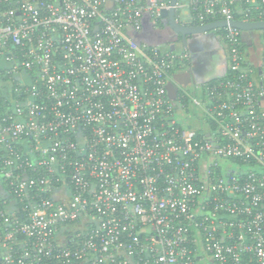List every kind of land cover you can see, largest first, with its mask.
Returning a JSON list of instances; mask_svg holds the SVG:
<instances>
[{
    "label": "built area",
    "instance_id": "1",
    "mask_svg": "<svg viewBox=\"0 0 264 264\" xmlns=\"http://www.w3.org/2000/svg\"><path fill=\"white\" fill-rule=\"evenodd\" d=\"M181 6L228 72L172 97L191 52L137 36L171 0H0V264H264V48L234 0Z\"/></svg>",
    "mask_w": 264,
    "mask_h": 264
},
{
    "label": "crops",
    "instance_id": "2",
    "mask_svg": "<svg viewBox=\"0 0 264 264\" xmlns=\"http://www.w3.org/2000/svg\"><path fill=\"white\" fill-rule=\"evenodd\" d=\"M187 0H179L177 7V19L181 24L197 25L192 12L183 5ZM238 12H242V0H234ZM262 30L245 31L243 39L247 46V56L253 60L259 58L257 53L262 44ZM220 30L208 33L192 34L184 36L173 31L168 17L160 16L158 24H154L149 15L145 17L144 28L138 35L140 39L161 45L163 48L173 51L189 50L192 55V66L187 72H176L173 75L174 82L169 83V92L172 97L178 94V85L193 90L195 84L204 81H213L224 77L228 72V59L223 49ZM186 39V41H184ZM260 50V54L262 53ZM251 53V54H250ZM250 54V55H249ZM260 58V62H261Z\"/></svg>",
    "mask_w": 264,
    "mask_h": 264
},
{
    "label": "water",
    "instance_id": "3",
    "mask_svg": "<svg viewBox=\"0 0 264 264\" xmlns=\"http://www.w3.org/2000/svg\"><path fill=\"white\" fill-rule=\"evenodd\" d=\"M178 3L179 0H171L172 7L169 10H163L162 16L168 17L169 24L173 31L177 34H182L184 38L192 34L208 33L210 31L218 30L228 24L226 20H216L202 25H183L177 19L176 6ZM231 24L240 28L242 31L264 30V21H244L236 19L231 21ZM184 41H186V39H184Z\"/></svg>",
    "mask_w": 264,
    "mask_h": 264
},
{
    "label": "rangeland",
    "instance_id": "4",
    "mask_svg": "<svg viewBox=\"0 0 264 264\" xmlns=\"http://www.w3.org/2000/svg\"><path fill=\"white\" fill-rule=\"evenodd\" d=\"M138 38H141L140 35H137ZM188 103V109H182V111L178 112V119L181 124L185 127H200L203 125V113L197 107Z\"/></svg>",
    "mask_w": 264,
    "mask_h": 264
},
{
    "label": "trees",
    "instance_id": "5",
    "mask_svg": "<svg viewBox=\"0 0 264 264\" xmlns=\"http://www.w3.org/2000/svg\"><path fill=\"white\" fill-rule=\"evenodd\" d=\"M235 18L236 19H244L245 18V15H244V13H239L237 10L235 11ZM211 21H213V20H209V21H207V22H211ZM221 31V30H220ZM244 32L245 31H242V39H243V35H244ZM262 40H263V36H262ZM243 42H244V49H245V51H247L248 49H247V46H246V44H245V41H244V39H243ZM263 42H262V44H260V47L258 48V50H257V53H259L258 54V57L259 58H257L256 60L257 61H255V63H256V65H258L259 63H260V58H262L263 57V51H262V53L260 54V50L262 49L263 50ZM246 54H247V52H246ZM251 54V53H250ZM249 54V55H250Z\"/></svg>",
    "mask_w": 264,
    "mask_h": 264
}]
</instances>
